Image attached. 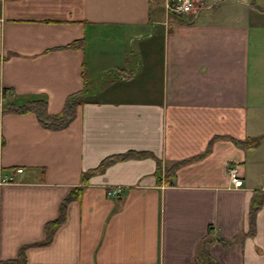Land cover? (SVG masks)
<instances>
[{"label": "crops", "instance_id": "obj_1", "mask_svg": "<svg viewBox=\"0 0 264 264\" xmlns=\"http://www.w3.org/2000/svg\"><path fill=\"white\" fill-rule=\"evenodd\" d=\"M170 1L0 0V264H264V0Z\"/></svg>", "mask_w": 264, "mask_h": 264}, {"label": "trees", "instance_id": "obj_2", "mask_svg": "<svg viewBox=\"0 0 264 264\" xmlns=\"http://www.w3.org/2000/svg\"><path fill=\"white\" fill-rule=\"evenodd\" d=\"M76 46V42L71 43L69 47L74 48ZM86 90H82L80 92H77L71 96L66 101L65 107L63 111L58 115H49L46 112L45 104L42 102H28L25 104H19V105H9L7 107V111H15V112H29L34 111L37 113V116L39 119L43 122L44 125L51 129H62L67 127L72 120L76 117V109L86 102L87 95ZM264 139V134L256 136V137H249L248 139L241 141L240 143L243 145V147H246L248 149H254L259 146L261 141ZM142 155H151L146 152H129L126 154H120V155H114L109 158H107L105 161L102 162V164L96 168L92 169L90 171L83 173V180H87L90 175H93L97 172H101L105 169V167L115 161L121 160V159H127L129 157H135V156H142ZM178 164L175 165V167ZM171 170L173 169L170 168Z\"/></svg>", "mask_w": 264, "mask_h": 264}, {"label": "built area", "instance_id": "obj_3", "mask_svg": "<svg viewBox=\"0 0 264 264\" xmlns=\"http://www.w3.org/2000/svg\"><path fill=\"white\" fill-rule=\"evenodd\" d=\"M168 9L170 13L181 16L185 13L197 12L198 6L195 4L194 0H171L168 4ZM229 174L236 187L243 186V179L239 176L237 167L231 168Z\"/></svg>", "mask_w": 264, "mask_h": 264}, {"label": "rangeland", "instance_id": "obj_4", "mask_svg": "<svg viewBox=\"0 0 264 264\" xmlns=\"http://www.w3.org/2000/svg\"><path fill=\"white\" fill-rule=\"evenodd\" d=\"M104 42H107L106 46L110 47L111 46V41L109 40H103ZM126 47H128V49H130V43H127V41L125 42ZM102 65L100 64H96L94 67H92L90 73H92V76L95 75V79L98 80V84H95V87L97 89H94L90 92V95H98L96 91H98V93L102 92V89L106 88L108 84H110L111 82H113V80H115V77L113 76L112 79L113 80H109L110 76V69L103 71ZM91 75V74H90ZM77 111V109H76Z\"/></svg>", "mask_w": 264, "mask_h": 264}]
</instances>
